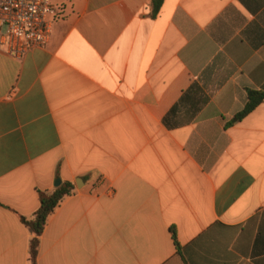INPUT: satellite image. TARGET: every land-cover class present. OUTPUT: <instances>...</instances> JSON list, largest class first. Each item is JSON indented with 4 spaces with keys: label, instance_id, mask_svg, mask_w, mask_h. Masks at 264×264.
I'll return each mask as SVG.
<instances>
[{
    "label": "crops",
    "instance_id": "0c3cea01",
    "mask_svg": "<svg viewBox=\"0 0 264 264\" xmlns=\"http://www.w3.org/2000/svg\"><path fill=\"white\" fill-rule=\"evenodd\" d=\"M51 1L49 45L0 53V264L58 180L37 264H264V0Z\"/></svg>",
    "mask_w": 264,
    "mask_h": 264
},
{
    "label": "built area",
    "instance_id": "2783aa9c",
    "mask_svg": "<svg viewBox=\"0 0 264 264\" xmlns=\"http://www.w3.org/2000/svg\"><path fill=\"white\" fill-rule=\"evenodd\" d=\"M57 16L51 0H0V53L21 61L45 49Z\"/></svg>",
    "mask_w": 264,
    "mask_h": 264
},
{
    "label": "trees",
    "instance_id": "16d2710c",
    "mask_svg": "<svg viewBox=\"0 0 264 264\" xmlns=\"http://www.w3.org/2000/svg\"><path fill=\"white\" fill-rule=\"evenodd\" d=\"M164 0H152V17H156L163 6ZM264 103L263 90H248L247 104L244 110L236 117L238 121L244 119L251 114L256 108ZM74 185L71 183H63L60 187L53 191H39L40 208L32 219L21 217L22 223L29 229L34 236L30 244V262L37 264L40 249V238L42 237L51 216L62 205L64 200L72 195ZM172 238L177 251L181 250L175 229H172Z\"/></svg>",
    "mask_w": 264,
    "mask_h": 264
},
{
    "label": "water",
    "instance_id": "95a60500",
    "mask_svg": "<svg viewBox=\"0 0 264 264\" xmlns=\"http://www.w3.org/2000/svg\"><path fill=\"white\" fill-rule=\"evenodd\" d=\"M81 180H79V182H80ZM77 184H78V182H77ZM62 185V182H61V180H58L57 182H56V188H58V187H60Z\"/></svg>",
    "mask_w": 264,
    "mask_h": 264
}]
</instances>
